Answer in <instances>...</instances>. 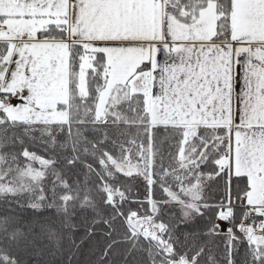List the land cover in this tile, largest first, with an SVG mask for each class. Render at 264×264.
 <instances>
[{
	"label": "snow or ice",
	"instance_id": "snow-or-ice-1",
	"mask_svg": "<svg viewBox=\"0 0 264 264\" xmlns=\"http://www.w3.org/2000/svg\"><path fill=\"white\" fill-rule=\"evenodd\" d=\"M96 237L264 264V0H0V264Z\"/></svg>",
	"mask_w": 264,
	"mask_h": 264
},
{
	"label": "trees",
	"instance_id": "trees-1",
	"mask_svg": "<svg viewBox=\"0 0 264 264\" xmlns=\"http://www.w3.org/2000/svg\"><path fill=\"white\" fill-rule=\"evenodd\" d=\"M24 215L30 216L31 210H25ZM83 236L84 230L81 228L76 234L77 243H79V238ZM101 246L102 241H100L99 237L90 240L86 239L84 244L80 246L79 252L75 254L71 264H95ZM65 247H67L66 242ZM26 261L27 264H68L67 252L56 253L54 248L52 250L37 251L26 257ZM117 264H119L118 260Z\"/></svg>",
	"mask_w": 264,
	"mask_h": 264
}]
</instances>
